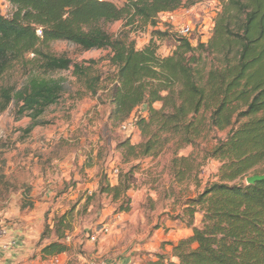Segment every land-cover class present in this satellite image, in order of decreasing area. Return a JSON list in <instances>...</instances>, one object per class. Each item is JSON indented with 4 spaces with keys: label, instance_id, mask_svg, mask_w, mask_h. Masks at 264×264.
<instances>
[{
    "label": "trees",
    "instance_id": "trees-1",
    "mask_svg": "<svg viewBox=\"0 0 264 264\" xmlns=\"http://www.w3.org/2000/svg\"><path fill=\"white\" fill-rule=\"evenodd\" d=\"M5 1L11 12L0 14V116L13 108L17 119L28 118L26 136L43 126V115L66 89V79L54 78L56 73L74 78L80 98L105 90L112 106L107 121H130L142 137L138 145L128 139L118 145L124 149L122 164L171 150V173L180 184L193 173L195 181L209 160L221 164L219 181L190 203L191 234L170 244L172 264H264V181H246L264 173V0H124L120 6L107 0ZM204 1L219 6L206 42L193 46L186 35L158 28L160 15ZM118 22L130 29L151 28L148 43L136 49L127 36L113 38L106 26ZM156 41H170L171 54L160 57ZM54 42L108 52L109 74L103 78L96 61L77 63L55 55ZM15 70L22 73L21 84L7 80ZM140 109L145 115L134 118ZM222 133L225 137H218ZM209 136L211 143L200 148ZM187 147L200 150V161L193 154L176 157ZM134 168L122 172L116 185L102 178L97 193L114 202L125 199L135 183ZM22 187V197L29 198L32 188ZM195 207L203 213L202 229L192 227ZM71 230L64 213L55 225V240L41 246V257L67 254L65 237ZM164 261L156 255L148 264Z\"/></svg>",
    "mask_w": 264,
    "mask_h": 264
},
{
    "label": "rangeland",
    "instance_id": "rangeland-1",
    "mask_svg": "<svg viewBox=\"0 0 264 264\" xmlns=\"http://www.w3.org/2000/svg\"><path fill=\"white\" fill-rule=\"evenodd\" d=\"M107 1L118 6L124 3V0ZM218 11L216 2L204 1L189 9L160 15L158 28L177 33L187 28L186 36L196 46L210 37ZM10 12L9 4L0 0V14L8 16ZM106 30L113 38L127 36L135 43L136 49H142L148 43L151 33L149 27L130 29L122 22L107 25ZM156 43L160 57L171 54L173 44L170 41ZM51 51L77 63L96 61V69L101 70L103 78L110 72L106 61L108 52H85L66 42L52 43ZM205 63L209 65V59ZM52 76L65 78L66 89L59 103L43 115V126L36 127L26 136L23 131L29 124L28 118L17 119L13 108L0 116V220L1 212L13 207L9 208L11 201L24 205L21 216L34 211L37 203L49 202L50 206L43 215L42 233L45 226L48 229L45 238L36 245L39 247L54 241L57 220L69 213L72 230L65 237L69 246V264H79L78 256L90 262L86 258L89 254L96 257L93 264L125 259L133 264H147L156 255L164 256L166 262L163 264L176 263L170 244L191 234L188 225L192 219L187 212L192 209L190 203L206 187L219 181L221 164L209 160L198 170L195 181L193 173L191 179L181 184L171 173L174 158L171 150L156 158L122 164L124 149L118 145L127 139L132 145L140 144L142 137L137 128L132 125L130 130L123 131L121 126L124 123L107 121L112 106L105 90L101 89L96 96L80 98V86L69 73ZM7 80L21 84L22 73L15 70ZM155 107L159 108V105ZM138 115L144 116V110H138L133 117ZM218 137L224 138L225 133L218 134ZM210 138L201 142L200 148L211 143ZM190 154L200 161V150L192 147L180 150L176 157ZM45 161L54 162L46 164ZM131 167H135V183L125 199L114 202L111 197L97 193L102 178H105V184L116 185L119 175ZM261 168L264 172V164ZM22 186L31 187L32 196L22 197ZM94 192L97 194L90 198ZM121 205L128 210H119ZM195 211L192 227L202 229L203 213L199 207H195ZM18 220L20 218L15 219ZM93 235H96L95 241L90 240ZM102 239L103 243L98 244Z\"/></svg>",
    "mask_w": 264,
    "mask_h": 264
},
{
    "label": "crops",
    "instance_id": "crops-1",
    "mask_svg": "<svg viewBox=\"0 0 264 264\" xmlns=\"http://www.w3.org/2000/svg\"><path fill=\"white\" fill-rule=\"evenodd\" d=\"M44 199H46V197ZM36 205L37 207L34 211L28 213L26 216L25 214L21 216V208L14 200L9 204V208L13 206L11 210L5 209L1 212L2 219L0 220V231H4V234L0 237V244H6L10 240H15L17 244L13 248L0 250V264H49L53 260L56 261L55 264H69L67 260V254H62L55 257H41V246L37 247L36 244L39 242L40 235L42 233L44 223L43 215L45 211L48 210L50 203L43 202L37 203ZM11 217H13V219L9 220ZM16 218H20V220L15 221ZM189 235L183 238H186ZM103 241L104 239L100 240L98 244H102ZM36 253H38L37 256ZM86 258H88L90 262H87L84 258L78 256L77 259L80 261L79 264H93L92 261L96 257L94 254H89L86 255ZM153 261H155V259H153ZM104 264L133 263L129 259H125L122 261L120 260L119 262L117 261L116 263L115 260H113V263L111 260H109L106 263L104 262Z\"/></svg>",
    "mask_w": 264,
    "mask_h": 264
},
{
    "label": "built area",
    "instance_id": "built-area-1",
    "mask_svg": "<svg viewBox=\"0 0 264 264\" xmlns=\"http://www.w3.org/2000/svg\"><path fill=\"white\" fill-rule=\"evenodd\" d=\"M187 32H188V29L186 28V29H184V30H182L181 32H180V34H182V35H186L187 34ZM131 127H132V123L129 121V122H127V123H124L122 126H121V129L123 130V131H128V130H130L131 129ZM115 172H117V170L115 171ZM103 231L104 232H107V229H103ZM4 234V231H0V237L2 236ZM91 241H95L96 240V235H93L92 237H91V239H90ZM16 241L15 240H10L8 243H6V244H0V250L1 249H4V250H7V249H9V248H13V247H15L16 246ZM56 263V261L55 260H53L52 262H50L49 264H55ZM99 264H104V263H99Z\"/></svg>",
    "mask_w": 264,
    "mask_h": 264
},
{
    "label": "water",
    "instance_id": "water-1",
    "mask_svg": "<svg viewBox=\"0 0 264 264\" xmlns=\"http://www.w3.org/2000/svg\"><path fill=\"white\" fill-rule=\"evenodd\" d=\"M247 184H253L255 182H261L264 181V174L263 175H255L252 177L247 178Z\"/></svg>",
    "mask_w": 264,
    "mask_h": 264
}]
</instances>
